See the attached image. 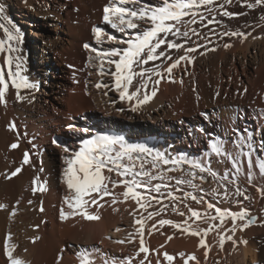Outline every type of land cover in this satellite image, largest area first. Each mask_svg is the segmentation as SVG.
Segmentation results:
<instances>
[{
	"label": "bare ground",
	"instance_id": "bare-ground-1",
	"mask_svg": "<svg viewBox=\"0 0 264 264\" xmlns=\"http://www.w3.org/2000/svg\"><path fill=\"white\" fill-rule=\"evenodd\" d=\"M109 2L0 0L5 7L0 23L10 30L13 26L18 28L22 36L20 50L14 54L21 57L20 75L36 85L17 90L10 84L4 97L7 103L0 102V204L6 205L0 208V264H10L6 245H15L14 256L30 264H80L78 252L93 247L110 256L130 259L131 264H139L141 259L144 264L158 261L169 264L164 253L174 257L171 264H264V193L261 191L264 177L256 166V158L264 157V148H261L264 143V4L249 8L247 4L255 0H231V3L216 0V6H209L211 13L207 8H200L199 12L213 22L201 23L197 16V23L191 27L199 36L191 32L187 38L169 34L168 40L183 44L184 49H167L166 44L162 45L158 51H168L172 59L162 58L158 65L151 61L143 66L160 71L162 78L156 83L154 72L145 74V80L148 75L152 79L147 80L142 94L147 93L150 99L137 111H132L135 99L132 102L121 99L114 86V76L102 75L100 61L94 58L113 47H127L117 41L135 35V30L120 32L103 22V9ZM145 2L156 5L160 0ZM220 4L223 8L218 6ZM224 11L234 15L224 16ZM96 27L103 28L116 40L106 37L97 40ZM226 32H242L246 38L225 35ZM3 38L5 34L0 30V39ZM12 43L15 46V42ZM85 44L90 48L86 49ZM226 44L230 47H225ZM189 47L197 50L188 53L185 50ZM91 48L97 52H92ZM36 50L40 53L38 60L28 61L29 53L33 58ZM7 55L0 54V65L5 64ZM181 55L190 58L181 60L171 74L165 72L164 69ZM104 69L114 72L115 65L105 62ZM134 69L139 70L136 66ZM5 78L8 79L7 75ZM139 79H134L130 91L135 90ZM100 82L109 87L97 89L95 85ZM153 90L155 96L151 95ZM13 122L14 128L10 127ZM97 133L123 136L130 143H146L173 159L187 157L189 161H202L218 176L231 168V162H222L221 157L212 153L211 141L223 140L226 149L235 153L240 150L233 143L237 135H250L254 148L251 169L246 158H242L238 179L234 169L229 173V179H237L244 195L234 196L232 185H228L230 200L211 194V189L218 187V177L204 173L207 182L194 181L201 185L203 192H196L188 185L177 187L172 181L168 189L152 194L161 199L152 201L147 210L131 199L125 202L122 197L112 204L113 198L106 196L88 209L98 214L99 220L89 221L78 215L62 220L61 209L70 211L64 199L71 192L64 176L66 160L82 146L83 140ZM13 143L18 147L11 148ZM65 147L68 152L64 151ZM243 151L247 152L248 148L244 147ZM25 152L29 154L30 163L23 165L16 176L8 178L21 166ZM249 172L252 173L251 183ZM170 175L180 176L181 173ZM36 177L39 181L34 182ZM113 177L119 179L114 173ZM41 186L44 191H34ZM109 189H112L111 184ZM124 190L122 185L114 189L117 194ZM170 191L180 198L192 192L203 196L205 203L197 204L188 199L173 204L168 196ZM237 200L241 203L237 204ZM207 202L234 212L247 209L255 218L254 222L241 229L243 222L237 220L235 233L225 232L222 248L215 230L203 236L205 246H201V236L192 235L191 230L197 226L201 230L208 229L210 224L220 221L206 222L195 217L189 220V208L203 213ZM162 208L159 214L145 219L149 212ZM211 215H215L214 210ZM137 219L143 223L142 239L149 250L147 253L139 251L141 236L137 232L140 228ZM161 219L173 223L161 225ZM185 221L191 225L187 232L183 231ZM232 226L233 221L228 217L221 231ZM228 235H232L233 240H228ZM192 255L195 260L189 259ZM95 264H102L99 256Z\"/></svg>",
	"mask_w": 264,
	"mask_h": 264
},
{
	"label": "snow or ice",
	"instance_id": "snow-or-ice-1",
	"mask_svg": "<svg viewBox=\"0 0 264 264\" xmlns=\"http://www.w3.org/2000/svg\"><path fill=\"white\" fill-rule=\"evenodd\" d=\"M225 3H231V0H225ZM264 4V0H255V3H248L249 8H254L257 5ZM216 6V0H160L156 5H151L145 0H110L109 4L103 9L102 20L105 24L110 25L113 29H118L120 32L126 30H135L134 38H129L123 41H117V43L125 44L127 47H113L110 50L99 52L95 59L100 61L99 67L102 75L108 74L114 76L115 89L119 91L120 98L132 102L136 101L132 107V111H137L140 105L147 103L150 96L147 93L142 94V89L147 87V80H151L152 76L148 75L145 80V74L154 72L157 77L156 83H159L162 78V73L155 69H148L143 67L148 65L151 61H156L161 58L171 60V54L166 50L158 51L162 45H167V49H184V45L177 43L174 40H168L169 34L175 37L189 36V32L199 36L200 33L196 32V29L191 25L197 23V16L200 17V22L208 20L200 12V8H207L211 13L212 7ZM223 8V4L218 5ZM5 7L0 3V17H3ZM224 16L231 17L234 15L228 11L223 12ZM185 17H190L185 19ZM6 19V17H4ZM213 20H208V23H212ZM207 26V25H205ZM183 28V31L181 29ZM0 30L5 34V38L0 39V54L7 53L5 64L0 65V102L7 103L4 100L6 93L8 92L9 85L11 84L17 90L21 88H35L36 85L29 83L27 77L20 75V60L19 55H14L19 52V44L22 41V36L18 28L10 30L4 24L0 23ZM97 40L101 37H106L109 40H116V37L109 36L105 30L101 27L94 29ZM163 34V35H161ZM225 35L239 36L246 38V34L242 32H226ZM15 42V46L12 42ZM86 49L90 48L88 44H85ZM230 47V45H225ZM197 49L195 47H189L185 51L188 53L194 52ZM92 52H97V49L91 48ZM119 57V59H114ZM190 57L181 55L172 64H170L165 72L171 74L173 68L180 64L181 60L189 59ZM92 59V57H90ZM115 65V71L105 72L104 64ZM134 66L139 68L135 70ZM15 68V70H14ZM8 77L6 79L5 77ZM17 77H19L17 79ZM137 80L135 90L130 91L133 87V81ZM182 82V81H181ZM97 89L108 88L109 85L103 82L95 85ZM246 91V90H245ZM156 92L153 90L152 96H155ZM23 99V97H20ZM123 111V109H119ZM10 127L14 128V122L10 124ZM70 128L74 126L69 125ZM80 131L89 132V129H81ZM201 131H203L201 129ZM55 143V141H54ZM238 145L239 151L233 153L228 151L225 147L223 140H212L210 143L211 151L217 157L222 158L223 161H230L231 168H229L224 174L219 175L209 165L202 161H189L187 157H180L173 159L167 156L166 153L150 147L146 143H130L123 136H114L110 134L97 133L91 139L82 141V146L78 150H74L70 158H67V167L64 170V176L66 178V184L69 190H71L69 196H66L65 202L70 211L65 212L61 209L60 218L68 219L70 217L80 216L82 219L89 221L99 220L98 214H92L88 209L92 206H96L99 200H102L106 196H111L112 204H116L117 200L122 197L126 202L131 199L135 201L139 207L147 210L151 206L152 201L160 202V197L152 195L153 193H161L162 189H168L174 181L177 187L181 185H188L195 189L196 192H203L204 189L200 184L194 183L199 180L201 182H207V175L212 177H218V187L211 189V194L223 197L224 200H230L229 187L232 185L235 188L234 196H242L244 192L237 184V179L242 171V158H246L248 167L251 169L253 165V141L250 135L246 136L238 134L236 140L233 142ZM11 148H17L18 144L13 143ZM244 147L248 148L247 152H244ZM261 148H264V143L261 144ZM65 152H68L67 147L64 148ZM29 154L24 153L23 162L20 167H17L10 173L8 178L16 176L21 170L23 165L29 164ZM187 164L189 167L184 169L182 165ZM256 166L262 177H264V157L256 158ZM235 170L237 179H229V173ZM105 170L107 175L105 174ZM42 171V169H41ZM180 172V176L170 175V173ZM113 173L115 177H113ZM252 173L249 172L248 180L251 183ZM39 181V177L34 179V182ZM157 181L156 183H153ZM169 183H165V182ZM226 182V183H221ZM109 184L112 185V189H109ZM123 186L124 191L117 194L114 189L117 186ZM44 191V187L41 186L34 191ZM183 191V189H181ZM264 193V189H261ZM96 195L93 196L92 194ZM168 196L171 198L173 204L184 203L186 200L191 199L197 204L205 203L204 197L194 194L192 192L186 193L182 198L174 195L173 191L168 192ZM85 197H88L85 199ZM249 197L245 196V199ZM18 203V202H17ZM31 203V201H29ZM240 204V201H236ZM102 207L103 205H99ZM187 206V205H186ZM6 205L0 204V208H5ZM166 207V206H165ZM43 210V209H41ZM159 209L156 212H149L148 217L150 219L154 214H159ZM177 210V209H174ZM214 210L215 215H211ZM190 216L189 220L193 217L196 220H205L206 222L220 221L219 224L211 225L208 229L197 228L191 230L192 235L201 236L200 245L205 246V240L203 236L207 235L209 231H217L219 236V244L222 248L225 243V232L235 233L236 221H242L240 225L241 229L247 228L254 222L253 217L249 215L247 209L240 211H231L230 209H221L212 202H207L204 212H200L196 209L189 208ZM15 215V213H12ZM180 215H185L183 212H179ZM230 217L233 221L231 229H223L224 221ZM161 225L172 224L171 220L161 219L159 221ZM136 224L140 225L137 232L140 234L141 239L139 240L140 252L147 253L148 248L144 247L143 236V223L141 219L136 220ZM186 227L183 231L187 232L191 229V225L188 221H185ZM180 228V225H176ZM119 231V229H117ZM36 238H33L35 242ZM171 239V237H169ZM228 240H233L232 235L227 236ZM10 240V235H9ZM131 241V234L129 235V242ZM118 243H124V241H117ZM235 244L236 242L233 241ZM15 245H6V255L10 264H28L23 258L14 256ZM26 251V250H25ZM139 255V253H137ZM183 255V254H181ZM99 256L102 264H131L130 259L123 257L110 256L103 253L98 247L84 248L78 252V259L80 264H95V258ZM164 257L167 259L169 264L173 261L174 257L164 253ZM189 259L195 260L194 255L190 256ZM139 264H144L143 259L140 260ZM159 264V261L157 262Z\"/></svg>",
	"mask_w": 264,
	"mask_h": 264
},
{
	"label": "rangeland",
	"instance_id": "rangeland-1",
	"mask_svg": "<svg viewBox=\"0 0 264 264\" xmlns=\"http://www.w3.org/2000/svg\"><path fill=\"white\" fill-rule=\"evenodd\" d=\"M29 34V33H28ZM30 37V36H29ZM39 52L36 50L35 51V55L33 56V58H32V53H29V57L27 56V60L28 61H30V62H36V60H38V58H39ZM162 59V58H161ZM161 59H159V60H156V61H152V63H153V65H158L159 63H161Z\"/></svg>",
	"mask_w": 264,
	"mask_h": 264
}]
</instances>
